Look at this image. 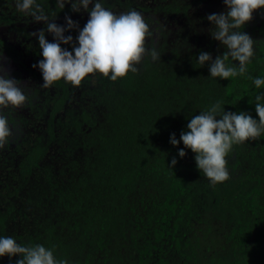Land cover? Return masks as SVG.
I'll list each match as a JSON object with an SVG mask.
<instances>
[{"label": "trees", "instance_id": "trees-1", "mask_svg": "<svg viewBox=\"0 0 264 264\" xmlns=\"http://www.w3.org/2000/svg\"><path fill=\"white\" fill-rule=\"evenodd\" d=\"M41 2L60 26L66 16L81 29L88 20L68 4L59 11L55 0ZM104 6L141 12L159 34L149 46L160 61L146 56L116 81L89 74L79 86L61 79L42 88L33 65L43 57L31 34L44 24L0 0V69L27 95L22 107L4 110L13 135L0 149V235L54 248L67 264H264V136L233 147L230 179L215 186L182 141L170 143L217 100L258 119L250 79L208 78V65L196 63L202 51L213 59L226 51L207 20L227 11L223 0ZM242 30L255 41L248 73L264 76V9ZM65 35L75 42L78 31Z\"/></svg>", "mask_w": 264, "mask_h": 264}, {"label": "clouds", "instance_id": "clouds-1", "mask_svg": "<svg viewBox=\"0 0 264 264\" xmlns=\"http://www.w3.org/2000/svg\"><path fill=\"white\" fill-rule=\"evenodd\" d=\"M106 0H55V7L62 11L66 4L71 11L88 13V20L79 28L77 22L66 16V24L60 26L54 21L56 12H48L41 0H13L16 11L34 22H43L44 28L31 35L38 39L40 55L43 57L34 68L42 74V88H48L63 79L66 83L79 86L89 74H102L111 81L136 73L138 65L150 56L153 62L160 61L161 54L149 46L159 34L139 11L132 9L117 14L106 8ZM227 11L209 14L207 20L213 26L210 35L224 46L226 51L213 59L208 52H200L196 63L208 65L209 77L228 79L247 77L257 90L254 98L257 118L245 111H226L225 105L217 100L206 110L193 116L182 131L179 140L171 134L173 146L181 141L194 154L196 167L203 173L211 186L230 179L226 157L235 145L256 140L264 136V76H251L248 67L255 56V41L242 29L256 10L264 9V0H223ZM91 5V7H89ZM72 35H65L70 30ZM46 33L53 36V42L46 39ZM61 45H71V51ZM2 55V53H0ZM238 62V65L234 63ZM27 100L24 87L0 69V149H3L13 135V128L5 109L22 107ZM180 149L179 157L185 156ZM177 163L173 158L171 165ZM10 260L19 257L15 264H67L54 255V248L43 244H24L14 237L0 235V258Z\"/></svg>", "mask_w": 264, "mask_h": 264}]
</instances>
